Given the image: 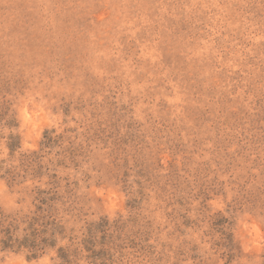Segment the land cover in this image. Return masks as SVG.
Listing matches in <instances>:
<instances>
[{
	"label": "rangeland",
	"instance_id": "374dc122",
	"mask_svg": "<svg viewBox=\"0 0 264 264\" xmlns=\"http://www.w3.org/2000/svg\"><path fill=\"white\" fill-rule=\"evenodd\" d=\"M1 114L0 264H264V0H0Z\"/></svg>",
	"mask_w": 264,
	"mask_h": 264
},
{
	"label": "trees",
	"instance_id": "16d2710c",
	"mask_svg": "<svg viewBox=\"0 0 264 264\" xmlns=\"http://www.w3.org/2000/svg\"><path fill=\"white\" fill-rule=\"evenodd\" d=\"M5 116H7V114H5ZM17 126V121L13 117H3V114L0 115V140L4 138L8 140L6 143L7 148L12 153L20 148V136L14 132ZM6 129H9L10 132L8 136H6L4 132V130ZM0 173H3V177L8 178L11 183H14L17 178L15 169L13 167H8V165L5 164V161L0 162ZM51 201H53V198L47 195L45 198V202L48 203ZM49 209H51L50 206ZM14 231V225H7L5 222H0V245L2 249L7 250L17 248L19 250L20 248H28V252L31 253L30 258H37V246L29 245V247H26L24 245V243L26 242H20L19 239L16 237ZM52 237V234L49 238L45 237V248L54 247L55 243ZM24 240H27V237H25Z\"/></svg>",
	"mask_w": 264,
	"mask_h": 264
}]
</instances>
